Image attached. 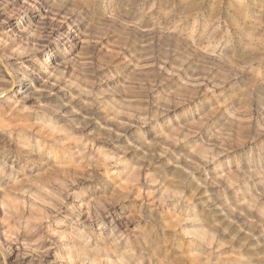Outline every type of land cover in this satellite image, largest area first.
I'll list each match as a JSON object with an SVG mask.
<instances>
[{"label": "rangeland", "instance_id": "obj_1", "mask_svg": "<svg viewBox=\"0 0 264 264\" xmlns=\"http://www.w3.org/2000/svg\"><path fill=\"white\" fill-rule=\"evenodd\" d=\"M0 93V264H264V0H0Z\"/></svg>", "mask_w": 264, "mask_h": 264}, {"label": "bare ground", "instance_id": "obj_2", "mask_svg": "<svg viewBox=\"0 0 264 264\" xmlns=\"http://www.w3.org/2000/svg\"><path fill=\"white\" fill-rule=\"evenodd\" d=\"M7 67V65L5 66V68ZM12 76V75H11ZM0 94H4V93H0Z\"/></svg>", "mask_w": 264, "mask_h": 264}]
</instances>
